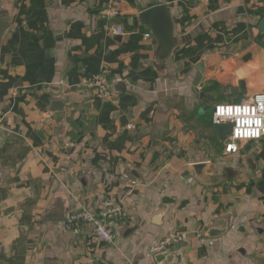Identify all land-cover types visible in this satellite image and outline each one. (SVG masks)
I'll return each mask as SVG.
<instances>
[{
    "label": "crops",
    "instance_id": "0c3cea01",
    "mask_svg": "<svg viewBox=\"0 0 264 264\" xmlns=\"http://www.w3.org/2000/svg\"><path fill=\"white\" fill-rule=\"evenodd\" d=\"M158 4L180 39L164 64L134 23ZM263 18L264 0H0L11 25L0 46V264H87L89 254L106 264H264V137L226 153L197 115L204 102L264 86ZM95 76L109 98L88 85ZM55 100L64 115L50 111ZM201 162L225 177L187 175ZM107 198L129 212L112 222L114 244L95 242L90 224L64 228L77 204ZM218 218L225 232L205 237ZM170 232L185 238L157 260Z\"/></svg>",
    "mask_w": 264,
    "mask_h": 264
},
{
    "label": "water",
    "instance_id": "95a60500",
    "mask_svg": "<svg viewBox=\"0 0 264 264\" xmlns=\"http://www.w3.org/2000/svg\"><path fill=\"white\" fill-rule=\"evenodd\" d=\"M135 26L138 27L139 25H143L146 27L153 36V43L155 45V55L154 58L157 63L164 64L168 61L171 57L175 49L178 47L180 43V39L175 35V21L171 12L169 5L167 4H158L147 9L142 10L139 9V13L136 17H134ZM11 25L7 22L0 21V46L4 40V37L8 30L10 29ZM259 30L261 33H264V18L261 20L259 24ZM118 41H121V35L115 36ZM204 61H207L206 57H203V60L199 61L196 64L198 70L204 74L206 70V66ZM215 65L209 67L208 75L212 76L215 74ZM221 77V76H220ZM211 105L207 104L206 102L200 104L197 108V115L201 118L204 122H206L210 127L213 128L214 132L218 135V137L224 140V136L227 132L231 130L232 125H214L211 122V111H214V108L211 109L206 116L201 115V108L202 107ZM50 111L52 112H61L62 115L65 114L66 111V104L62 100H55L52 103ZM61 122V120L59 121ZM121 126L124 127L128 124V119L124 116L120 119ZM225 142V141H224ZM210 165L208 162H201L189 165V171L187 175H192L203 182L208 184H214L223 179L225 174H208L207 168ZM54 216L51 212L46 216V219L53 218ZM66 213L60 217L61 219L66 220ZM225 219L218 218L214 221V224L204 230L205 237L217 236L221 235L225 232V229L228 227L227 221ZM173 253V249H167L160 253H157L155 257L157 260H162L165 257L171 256Z\"/></svg>",
    "mask_w": 264,
    "mask_h": 264
},
{
    "label": "built area",
    "instance_id": "2783aa9c",
    "mask_svg": "<svg viewBox=\"0 0 264 264\" xmlns=\"http://www.w3.org/2000/svg\"><path fill=\"white\" fill-rule=\"evenodd\" d=\"M112 32L114 34L124 35L126 32L121 26H112ZM119 30V31H116ZM153 38L150 31L143 34L144 40H151ZM88 85L91 88H94L98 92L99 97L109 98L110 92H103L107 88V82L101 77L95 76L88 82ZM247 95H255V93L246 94L242 98H246ZM241 98V99H242ZM240 99L237 101V103ZM132 125H129L131 128ZM262 136L259 140H261ZM257 141V140H250ZM67 146H71L72 142H67ZM225 146V143H224ZM225 149V148H224ZM240 149L237 151L239 152ZM229 152V153H237ZM129 217V212L123 206L121 202L114 201L110 198L105 199L99 208H90L86 205H76L74 209H71L70 213L67 215L64 222V228L68 231H74L81 229L84 225L90 224L93 230V238L95 242L105 243V244H114L116 241V233L112 222L116 224H121L127 220ZM185 235L180 232H170L162 239L153 248V254L160 253L167 249H174V246L183 240ZM173 253L177 252L173 250ZM87 264H106L102 257L98 254H89L87 256Z\"/></svg>",
    "mask_w": 264,
    "mask_h": 264
},
{
    "label": "clouds",
    "instance_id": "9594fccd",
    "mask_svg": "<svg viewBox=\"0 0 264 264\" xmlns=\"http://www.w3.org/2000/svg\"><path fill=\"white\" fill-rule=\"evenodd\" d=\"M119 31V30H116ZM246 81L248 78L243 73L237 74V80ZM235 87H239L234 82ZM211 111V122L214 125H232L231 130L224 136L226 153L237 152L250 140H259L264 136V86L258 87L255 95H247L237 103L225 100L213 106L201 108V115Z\"/></svg>",
    "mask_w": 264,
    "mask_h": 264
},
{
    "label": "rangeland",
    "instance_id": "374dc122",
    "mask_svg": "<svg viewBox=\"0 0 264 264\" xmlns=\"http://www.w3.org/2000/svg\"><path fill=\"white\" fill-rule=\"evenodd\" d=\"M221 92H225V93H227V95H228V94L233 95V96L237 95V94H235V93H231L230 90H229L228 92L222 90ZM232 92H234V91H232ZM227 95H226V96H227ZM245 95H246V94H242V93L239 94L238 100L241 99L242 97H244Z\"/></svg>",
    "mask_w": 264,
    "mask_h": 264
}]
</instances>
